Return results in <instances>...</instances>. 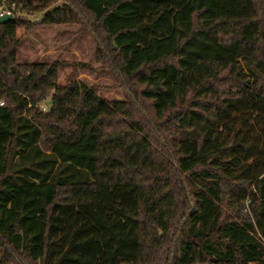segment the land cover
Returning a JSON list of instances; mask_svg holds the SVG:
<instances>
[{
    "label": "trees",
    "instance_id": "obj_1",
    "mask_svg": "<svg viewBox=\"0 0 264 264\" xmlns=\"http://www.w3.org/2000/svg\"><path fill=\"white\" fill-rule=\"evenodd\" d=\"M2 7L0 264H264V0ZM48 26L114 94L21 53Z\"/></svg>",
    "mask_w": 264,
    "mask_h": 264
},
{
    "label": "rangeland",
    "instance_id": "obj_2",
    "mask_svg": "<svg viewBox=\"0 0 264 264\" xmlns=\"http://www.w3.org/2000/svg\"><path fill=\"white\" fill-rule=\"evenodd\" d=\"M41 12H36L32 15H25L30 20H38L41 17ZM21 53H27L30 58L35 60H65L70 62H83L91 64L93 69L83 67H71L66 65L60 73V78L66 74H71L76 79L83 80L89 84L94 83L103 86H109L102 91L104 94H114L110 90L112 84L108 76L98 71L93 63L92 49L93 45L90 39L83 36L76 27H41L35 32L28 35L23 41ZM46 103L43 105L45 106ZM42 105V106H43Z\"/></svg>",
    "mask_w": 264,
    "mask_h": 264
},
{
    "label": "water",
    "instance_id": "obj_3",
    "mask_svg": "<svg viewBox=\"0 0 264 264\" xmlns=\"http://www.w3.org/2000/svg\"><path fill=\"white\" fill-rule=\"evenodd\" d=\"M11 19H13V16L10 13H4V14L0 15V23L6 22V21L11 20Z\"/></svg>",
    "mask_w": 264,
    "mask_h": 264
},
{
    "label": "built area",
    "instance_id": "obj_4",
    "mask_svg": "<svg viewBox=\"0 0 264 264\" xmlns=\"http://www.w3.org/2000/svg\"><path fill=\"white\" fill-rule=\"evenodd\" d=\"M4 13H10L8 10L4 9L3 7L0 8V15L4 14ZM2 101H0V105H2Z\"/></svg>",
    "mask_w": 264,
    "mask_h": 264
}]
</instances>
